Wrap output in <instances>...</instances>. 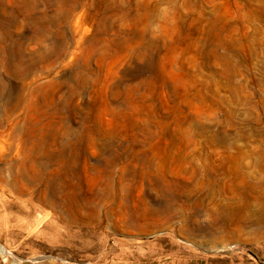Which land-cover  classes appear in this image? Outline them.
I'll return each mask as SVG.
<instances>
[{
  "label": "rangeland",
  "instance_id": "rangeland-1",
  "mask_svg": "<svg viewBox=\"0 0 264 264\" xmlns=\"http://www.w3.org/2000/svg\"><path fill=\"white\" fill-rule=\"evenodd\" d=\"M0 151V264H264V0H0Z\"/></svg>",
  "mask_w": 264,
  "mask_h": 264
},
{
  "label": "bare ground",
  "instance_id": "bare-ground-1",
  "mask_svg": "<svg viewBox=\"0 0 264 264\" xmlns=\"http://www.w3.org/2000/svg\"><path fill=\"white\" fill-rule=\"evenodd\" d=\"M74 13H75V12H74ZM11 64H12V63H11ZM73 70H74V69H73ZM33 75H34V74H33ZM33 75H32V76H33ZM39 75H40V73H39ZM34 77H35V76H34ZM32 78H33V77H32ZM81 80H83L82 77L80 78V81H81ZM28 83H29V82H27V84H28ZM27 89H28V88H27ZM13 93H14V92H13ZM14 95H15V94H14ZM18 96H19V95H18ZM24 97H25V96H24ZM68 109H69V108H68ZM172 143H173V142H172ZM63 147H64V146H63ZM105 147H106V146H105ZM107 147H108V145H107ZM82 149H83V148H82ZM129 149H130V151H131V155H132L133 157H140L142 154L145 153V151L142 150V149H139V150L135 149V147H134L133 145L129 146ZM62 150H63V148H62ZM0 154H1V151H0ZM61 154H62V151L59 152L58 156H60ZM70 154H71V153H70ZM101 162H102V161H101ZM190 162L193 163V161H190ZM68 163H69V162H68ZM115 163H116V162H115L114 160L106 159V160L104 161V164H103V166H104V168H105V171H107V172L109 173V172H110L109 168H110V167H114ZM187 163H188V160H186L185 158H183V159L180 161V163H179V165H178V167H177V170H176L175 172H171V171L165 172V171L163 170L161 173L158 174V179L160 180L161 185H162V187L164 188V189L162 190L163 195L167 196L166 199H165V202H166V203H164L163 206H162L163 209H168L170 206H173V205H174V203H173L172 201H170V200L174 199V196L170 197L169 194H170L171 192H169V191H168L167 189H165V188H168V186H169L171 183H173V181H175V179H176V176H174L175 174H177V173H180L181 175L186 174V172L188 171V169H187V165H186ZM30 168H31V169H34V164H31ZM130 170H132L134 176H137V175H138V170H137L136 168L131 167ZM99 171H100V173L105 172V171H103V170H99ZM196 171H197V170H194V172H196ZM149 172H151V171H147L146 175H148ZM200 172H202V173H200ZM197 174L201 175L200 180L203 181V180L206 179V176H207L209 173H206L205 169L203 168L201 171H199V173H196V174H194V175H197ZM142 176H143V173L140 172L139 175H138V177L142 178ZM59 177H60V174H57V172H56V174H55L54 177H51V178H48V179H47V182L49 183V185H50V189H51V190H50V198H49V200H46L47 203H58V202H59V198H60V195H59V180H60V178H59ZM182 177L184 178L185 176H182ZM185 181H186V180H185ZM180 194H181V196H184V195L187 196V197H188V201H189V205L195 207V215H193V216H194V217L201 216V210H200V207L202 206V204H203V199H204V198L201 196V194L198 195V193H197L196 191H182ZM193 195L196 196L195 199L192 198ZM189 205H188V206H189ZM211 211H213V212L217 215V217L219 218V211H217V210L214 208V205L211 206ZM189 214H190V213H189ZM186 217L189 218L191 221L194 222V220H193V218H192V215H188V216H186Z\"/></svg>",
  "mask_w": 264,
  "mask_h": 264
}]
</instances>
